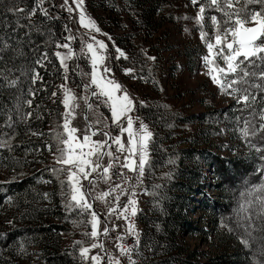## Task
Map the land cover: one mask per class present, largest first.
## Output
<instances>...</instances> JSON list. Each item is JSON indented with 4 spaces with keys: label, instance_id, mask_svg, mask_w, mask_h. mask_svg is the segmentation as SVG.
Instances as JSON below:
<instances>
[{
    "label": "trees",
    "instance_id": "1",
    "mask_svg": "<svg viewBox=\"0 0 264 264\" xmlns=\"http://www.w3.org/2000/svg\"><path fill=\"white\" fill-rule=\"evenodd\" d=\"M182 1L102 0L107 3L105 9L114 16L113 20H121L125 25L126 31L115 36L120 45L127 42L131 48L129 59H120L121 62L134 68L138 76H144L157 88L156 96L146 98L144 104L137 107L141 118L154 133L150 164L143 179L147 198L136 216L141 226L138 264H254L262 259L258 245L248 248L240 242L238 233L242 230L236 229L237 216L233 213L230 216L231 210L242 202L241 193L246 197V190L251 185L260 184L262 178L264 180V173L257 171L264 167V161L239 132L248 113L240 111L235 100L226 108L216 109L204 98L199 100L204 112L185 114L163 95L162 59L147 60L142 51L145 50L146 37L163 34L167 32V26L178 21ZM12 4L30 8L35 0H0V39L7 40L13 47H19L18 39L23 40L28 61L36 59L47 48L51 62H46L44 68H37L43 79L31 85L35 89L32 96L27 95L31 81L26 77L20 78L17 87H0V139H7L5 134L15 132L9 141L12 151L0 149V168L5 171L4 177L0 178V264H80L73 241L84 240L88 244L90 239L82 235L83 224L76 226L73 223L80 221L81 217L75 211H66L59 181L47 170L57 166L53 157L56 140L49 129H56L62 122L59 101L51 97L56 85L62 81L63 70L51 56L55 49L46 45L47 36L36 32L26 36L27 28H17L19 14L7 11ZM45 7L49 8L50 15L59 14L50 4ZM34 19L51 27L57 39L67 35L64 15L59 14V19L49 21L37 12ZM19 23L26 25L28 21L21 19ZM34 50L38 51L34 53ZM198 55L197 45L186 48V65L190 70L194 68ZM22 66H27L25 57H17L11 49L0 51V69ZM170 69L174 73L179 70L175 65ZM19 75V71L11 73L12 77ZM21 92L25 99L32 100L31 106L22 105L21 113L31 111L32 115L27 121L18 120L12 129L4 127L6 113L14 107ZM183 94L182 91L175 98ZM225 125L232 129V157L213 151V147L218 146L215 140L224 136ZM33 132L43 135H33ZM49 144L51 151L47 147ZM40 157L45 164L43 167ZM204 172L208 173L213 184L207 183ZM43 179L50 181L49 204L44 199ZM208 187L218 192L219 198L209 196L206 193ZM199 209L211 218L217 240L234 243L232 248L208 257L198 247L188 248L179 243V238H191L197 234L206 236L207 232L191 219ZM220 214L225 215L224 223L235 231L230 232L228 227L219 224ZM255 235L259 237L261 233ZM21 244L24 245L23 252L19 250ZM31 248L37 254L36 261L28 252Z\"/></svg>",
    "mask_w": 264,
    "mask_h": 264
},
{
    "label": "snow or ice",
    "instance_id": "2",
    "mask_svg": "<svg viewBox=\"0 0 264 264\" xmlns=\"http://www.w3.org/2000/svg\"><path fill=\"white\" fill-rule=\"evenodd\" d=\"M46 2L47 0H35L30 8L27 5L19 7L12 4L7 11L19 14L17 28H27L26 36H30L32 32L47 36L46 45L54 46L55 49L51 56L59 62V68L63 69L64 83L52 92L53 97L62 94V122L56 129H49L56 140L53 157L57 166L47 170L59 181L60 196L66 211H75L81 217L80 221L73 223L76 226L83 224L85 230L82 235L91 240L88 244L84 240L73 241L74 252H78L80 264H89V261L90 264H101L105 258L107 264H124L122 258H126L127 264H138L140 234L134 221L139 210L137 193L141 190L140 185L150 164L149 152L154 133L139 117L133 115L136 106L128 90L109 75L112 67L109 66L108 45L95 34L106 36L109 40L111 37L102 33L96 21L88 15L84 0H71V3L70 0H63L59 6L69 13V19L73 18L74 12L78 13V23L85 29L79 34L81 46L78 52L72 46L77 36L67 24L64 31L68 34L57 39L51 27L44 21L37 23L34 19L37 12L45 20L59 19V14L50 15L49 8L45 7ZM191 4L198 9L191 19L194 20L201 42L206 48V54L201 58L205 74L222 94L231 96L236 101L240 111L248 113L239 132L264 161V0H191ZM182 18L189 19L187 16ZM21 19L28 23L20 24ZM16 43L19 47H13L7 40L0 39V51L11 49L17 57H25L27 66L0 69V87H17L21 82L20 78L26 77L31 81L27 95L32 96L35 89L31 85L43 79L37 68H44L51 62L49 52L46 48L36 59L28 61L23 51V40L18 39ZM28 43H31L30 39ZM113 47L117 59H129L123 50L115 45ZM35 51L38 50H34V53ZM142 51L147 60H156V57ZM74 59L87 61L90 68V71L80 69L77 73L81 77H87V82L82 80L81 85H78L84 89V95L81 96H77L68 86L69 73L73 71L68 62ZM16 71L20 75L12 77L11 73ZM123 71L126 75L131 74L133 79L137 78L134 68H124ZM93 98L96 103H93ZM79 101H83L86 109L87 123L83 135L74 126ZM140 103L143 105L144 102ZM31 104L32 100L25 99L21 92L16 97L14 107L6 113L4 127L12 129L18 120L27 121L32 112L21 113V108L22 105ZM101 107L108 110L110 117L99 111ZM88 112L95 116L94 120L88 121ZM237 119L239 122L240 118ZM102 123L103 127H98ZM113 128L118 129L115 134ZM32 134L43 135L37 132ZM98 134L102 138H94ZM5 135L7 139H0V149L12 151L9 141L14 138L15 132ZM47 147L51 151V145ZM257 171L264 173V167ZM100 182L109 187L96 191ZM246 193V197L245 193H241L242 202L234 210L237 216L236 229L242 230L238 237L245 247L258 245L262 259L256 260L254 264H264V180L260 184L251 185ZM44 196L47 198L48 194L45 193ZM121 197L126 199L121 201ZM93 201L104 203L106 214L103 218L95 211ZM113 215L116 219L123 220L126 226L125 231L115 238L119 255L108 251L100 239L101 235L107 237L110 230L120 227L115 223L111 225V229L108 226L107 220ZM221 226L228 227L230 232L236 230L223 220ZM257 232L261 236L257 237ZM127 237L133 238V244L124 243ZM92 249L99 251L91 254ZM19 250L24 251L23 244Z\"/></svg>",
    "mask_w": 264,
    "mask_h": 264
},
{
    "label": "rangeland",
    "instance_id": "3",
    "mask_svg": "<svg viewBox=\"0 0 264 264\" xmlns=\"http://www.w3.org/2000/svg\"><path fill=\"white\" fill-rule=\"evenodd\" d=\"M63 3V0H47L46 4L52 6L59 14L64 15L67 20V26L72 30V33L77 36V39L73 41L72 46L78 52L80 49V33H83L85 29L81 28L78 23V13L74 12L72 14L73 18L69 19V13L61 9L59 6ZM71 3V0H70ZM107 4V3H106ZM102 2V0H84V6L89 16H91L97 23V25L102 30V33H107L108 36L111 37L109 40L106 36L101 34H95L98 39H104L106 44L108 45V52L110 55L109 59V66L112 67V72L109 74L111 77H114L119 83H121L131 94L135 101L136 111L133 113L134 116L139 117L145 124H147L140 116L138 112V105H141V101H145L148 97H154L157 95V88L153 83H150L146 80L144 76H138V71H135L136 79L132 78L131 74H125L123 69L124 68H131L130 66H124L120 59H124L120 57L119 59L116 58V47H119L123 50L127 56H129L130 47L128 43H120L116 39L117 36H121L126 30L123 26H125L121 20H113L114 16L110 14V11L105 9L106 5ZM73 7H75L73 5ZM180 17L178 21L173 25L167 26V32H163V34H156L154 37H146L144 40L145 43V51L147 55L154 56L156 59L158 57L163 61V75H162V88H163V95L171 99V103L174 107L180 109L185 114L189 113H201L204 112V107L200 104L199 100L204 99L208 102L209 105L214 106L216 109L226 108L228 107L232 101L234 100L231 96L226 94H222L216 85H214L210 78L205 74L206 69L202 62V56L206 54V48L204 44L201 42L199 37L198 29L195 25V22L192 17L195 16L196 11L198 10L197 7H194L191 4V0H184L181 3L180 7ZM189 17V19H183L182 17ZM188 29V31H185ZM68 34V33H67ZM197 45L199 48V55L197 57L196 64L192 70L188 68L186 65V56L185 50L186 48H190ZM71 69L69 73V80L68 86L73 89L77 96L84 95V89L82 87H78L81 85L82 80L87 82V77H81L78 75V71L83 69L84 71H90L88 67L87 61L84 60H71L68 62ZM77 64H79V68H77ZM177 66L179 68L177 73L172 72L170 66ZM63 70V69H62ZM160 68L157 69L156 74L159 73ZM155 75V74H154ZM140 77H143L141 79ZM156 78V75L154 76ZM64 83L63 79L56 85L57 86ZM55 89V90H56ZM184 92V94L180 98H175L180 92ZM52 99L57 98L60 105L59 114L63 113L64 108L63 105L60 103L62 99V94L58 95L57 97H51ZM93 103H96L95 99L93 98ZM144 104V103H143ZM85 105L83 101H79V108L77 109V116L74 120V126H76L79 130L81 135H83L86 123L85 120ZM105 116L110 117V113L104 107L99 109ZM88 121H92L95 119V116L91 113H87ZM62 118V116H61ZM148 125V124H147ZM98 127H103V123L98 125ZM232 127V126H231ZM113 133L115 134L118 129L113 128ZM224 132L223 137H218L215 140V143L218 146L213 147V151L217 154L222 156L232 157L233 156V149L234 143L232 142V129H227L226 125L222 130ZM94 138H102L101 136L94 137ZM219 148V149H218ZM46 157L49 158L48 154ZM43 158V156H42ZM41 160L42 163L41 167H43L44 161ZM5 171L0 168V178L4 177ZM204 175L207 177V183L213 184L210 179V176L207 172H204ZM264 175V174H263ZM263 180V178H262ZM47 181L43 179V182ZM262 182V181H261ZM87 183V182H85ZM50 184L44 183V194L47 193L49 197L50 192ZM141 190L137 193L138 199V209L141 210L144 206V201H146V193L144 187L140 188ZM96 191H101L99 185L96 188ZM206 193L209 196L214 198H219L218 192H213L211 188H207ZM143 194H145L143 196ZM48 197L44 199L48 202ZM94 206L96 207V212L100 214L103 218L106 214V207L103 202L101 201H93ZM232 213L235 214L234 211L231 210L230 216ZM220 221L221 224L222 220L225 218L224 214H220ZM191 219L196 221V225L207 232L206 236L202 234H197L191 238H179V243L188 248L198 247L205 256L212 257L214 255L221 253L222 251L232 248V242L223 243L220 240H217L215 236L214 226H211V218L207 213H203L202 210L196 211L193 215H191ZM109 221V219L107 220ZM137 230L140 234L141 240V226L134 218ZM224 222V221H223ZM103 224V219H102ZM108 224V223H107ZM102 238V235L100 239ZM105 247L108 251L112 252L113 255H119L117 249L114 247L112 242L107 243L106 240L103 241ZM91 243V240L90 242ZM99 251V249H92L91 254H95ZM31 255V258L36 261L37 254L35 253V249H29L28 251ZM103 255V253H101ZM34 264V262H32ZM90 263V261H89ZM26 264V263H24ZM101 264H107L106 258L102 260Z\"/></svg>",
    "mask_w": 264,
    "mask_h": 264
},
{
    "label": "built area",
    "instance_id": "4",
    "mask_svg": "<svg viewBox=\"0 0 264 264\" xmlns=\"http://www.w3.org/2000/svg\"><path fill=\"white\" fill-rule=\"evenodd\" d=\"M125 171H126V170H125ZM98 185H99V187L101 188V191H102V190H106V189L109 187L108 184H105V183H103V182H100ZM142 187H144V181H143V183L140 185V188H142ZM144 195H145V194H143V196H144ZM125 199H126L125 197H121V201H124ZM107 223H108V226L110 227V229H111V225H112L113 223H115V224H117V225L120 226V227H118V228L115 229V230H110V232H109V234H108L107 237H104V236L102 235V238H101L102 241L106 240L108 244H109V242H112V243L114 244V247H115V238H116V236H117L119 233L124 232L126 226H125L123 220L116 219V217H115L114 215L109 217V221H107ZM124 243H126V244H128V245L133 244V238H132V237H127V238L124 240ZM115 248H116V247H115ZM122 259H124V264H127V260H126V258H122ZM137 259L139 260V257H137Z\"/></svg>",
    "mask_w": 264,
    "mask_h": 264
},
{
    "label": "crops",
    "instance_id": "5",
    "mask_svg": "<svg viewBox=\"0 0 264 264\" xmlns=\"http://www.w3.org/2000/svg\"><path fill=\"white\" fill-rule=\"evenodd\" d=\"M135 220L137 221L136 217H135ZM138 222V221H137Z\"/></svg>",
    "mask_w": 264,
    "mask_h": 264
},
{
    "label": "bare ground",
    "instance_id": "6",
    "mask_svg": "<svg viewBox=\"0 0 264 264\" xmlns=\"http://www.w3.org/2000/svg\"><path fill=\"white\" fill-rule=\"evenodd\" d=\"M138 212H139V210H138ZM137 219V218H136ZM133 242H134V240H133Z\"/></svg>",
    "mask_w": 264,
    "mask_h": 264
}]
</instances>
